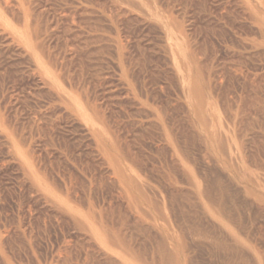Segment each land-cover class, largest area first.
Returning <instances> with one entry per match:
<instances>
[{
  "label": "rangeland",
  "instance_id": "374dc122",
  "mask_svg": "<svg viewBox=\"0 0 264 264\" xmlns=\"http://www.w3.org/2000/svg\"><path fill=\"white\" fill-rule=\"evenodd\" d=\"M0 264H264V0H0Z\"/></svg>",
  "mask_w": 264,
  "mask_h": 264
}]
</instances>
